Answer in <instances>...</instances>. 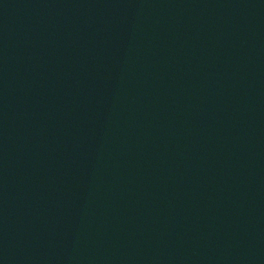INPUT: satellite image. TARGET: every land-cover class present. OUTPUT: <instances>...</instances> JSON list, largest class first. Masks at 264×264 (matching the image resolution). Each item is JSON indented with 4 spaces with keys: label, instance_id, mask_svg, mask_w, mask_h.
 Returning <instances> with one entry per match:
<instances>
[{
    "label": "water",
    "instance_id": "obj_1",
    "mask_svg": "<svg viewBox=\"0 0 264 264\" xmlns=\"http://www.w3.org/2000/svg\"><path fill=\"white\" fill-rule=\"evenodd\" d=\"M0 264H264V0H0Z\"/></svg>",
    "mask_w": 264,
    "mask_h": 264
}]
</instances>
